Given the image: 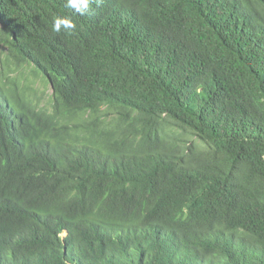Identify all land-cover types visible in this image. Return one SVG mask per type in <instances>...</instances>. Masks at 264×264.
I'll return each mask as SVG.
<instances>
[{
	"label": "trees",
	"instance_id": "1",
	"mask_svg": "<svg viewBox=\"0 0 264 264\" xmlns=\"http://www.w3.org/2000/svg\"><path fill=\"white\" fill-rule=\"evenodd\" d=\"M66 3L0 0V264H264V0Z\"/></svg>",
	"mask_w": 264,
	"mask_h": 264
},
{
	"label": "rangeland",
	"instance_id": "2",
	"mask_svg": "<svg viewBox=\"0 0 264 264\" xmlns=\"http://www.w3.org/2000/svg\"><path fill=\"white\" fill-rule=\"evenodd\" d=\"M3 52H6L5 47H3ZM5 56V54H3ZM7 75L15 83H17L20 88L24 86L31 85L32 93L37 94V99L41 100L42 104L50 101L51 89L49 86L42 80L40 75H34L31 65H24L21 67H16L13 64L6 66Z\"/></svg>",
	"mask_w": 264,
	"mask_h": 264
},
{
	"label": "clouds",
	"instance_id": "3",
	"mask_svg": "<svg viewBox=\"0 0 264 264\" xmlns=\"http://www.w3.org/2000/svg\"><path fill=\"white\" fill-rule=\"evenodd\" d=\"M66 6L73 10V14L87 15L90 12V0H67ZM75 23L70 17L56 16L51 25L54 33L71 34L75 30Z\"/></svg>",
	"mask_w": 264,
	"mask_h": 264
}]
</instances>
